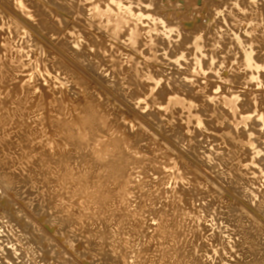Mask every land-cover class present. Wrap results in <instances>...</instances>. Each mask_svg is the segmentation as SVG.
I'll return each instance as SVG.
<instances>
[{
	"label": "rangeland",
	"instance_id": "obj_1",
	"mask_svg": "<svg viewBox=\"0 0 264 264\" xmlns=\"http://www.w3.org/2000/svg\"><path fill=\"white\" fill-rule=\"evenodd\" d=\"M22 1H24V3L23 2L22 3L25 4L24 8L26 9L21 10L20 8L16 6L17 3L21 2V0H0V66L4 68L3 66L4 63L7 62V65L10 63L8 67L13 66L14 68H17L15 71L12 67L13 69L12 71L15 75L16 74L18 75V76L16 75L18 78L14 77V79L16 78L15 81L13 79H7L6 82H8L9 84L12 81L13 83V84L11 83L12 86L11 84L9 86L8 83L7 84L4 83L6 79L1 80L2 78L0 75V78H1L0 79L1 80L0 94L2 96V99L0 97V103L4 101L2 104L4 105L5 103L6 105L8 103L10 107V108L7 107V105L2 107L3 105L0 104L1 105L0 109L4 108L1 110L2 111L4 110L3 113L5 115L7 113L6 108L8 111L7 113L8 115H11L12 112H14L13 106L15 105L10 103L12 102L10 98L12 97L13 92L14 91L16 92V90H18L17 92H20L21 90L23 91L25 90L24 92L21 91L20 93L16 92V94L14 92V94L15 96L17 94L20 95V96L17 95L18 97L16 98H21V95L23 98L24 96L26 98L28 96L27 100L26 101L24 100L25 102L24 101L22 102V105H24L23 106L24 108L28 107L27 109H29V112L28 110L26 112V114L28 113L27 116L29 115V118L26 116H25L26 118H24L25 120L27 119L28 121L27 120L25 121L24 119H22L24 121H22L21 119L19 120L20 123L22 124L21 126L16 118L14 121V117H13V120L9 119L11 121H8V122L13 125L17 124L18 128L22 127L20 131L22 129L24 131L27 129L28 131V129L31 130L33 129V127L36 128V130H38V132L42 134L43 138L41 137L40 134H38L40 136L39 137L37 136V138L33 139L34 140L33 144L35 143L34 147L38 148L39 144H40V147H45V145L47 144L51 145L52 141L50 139H53L52 136H54L55 137L54 139L56 141H58L60 138L62 139V140L60 139L61 141L59 140L60 142L58 141L57 143L58 145H55L56 141H54L53 139L54 145L56 147L58 146L57 149L59 147H60L59 149L67 148V149L72 150V152H74L73 154H75L76 152H79V150L78 149L75 150L76 146H71L72 143L70 142V139L67 138L66 136L67 134L66 130L62 129L61 125L57 122L58 120L63 121L64 119L65 121L69 120L68 122H71L73 117L77 115V118L74 117L73 119L75 120V122L72 121L74 122L75 128H76L78 125L76 119L77 120L79 119L80 116L78 117V114H80V111L82 113L83 103L88 101L89 99L96 100L95 102L97 103V105H100V108L98 109V111L103 110L102 112H100V115H99L101 119L100 121L101 122L106 121V122H103L105 127L102 126L103 123L101 125L102 128L100 130L103 129V131H100L101 133L97 132V133H100L98 134V136L96 134L95 144H94V146L96 147V148L94 147L96 152H99L98 150L100 149L97 147H101L102 149L103 147H107V145L110 144L112 140L121 139V141L124 140V142H122V145L124 146V150H127L126 152L129 153L128 156L130 155V158L135 159V160L133 159L135 161L134 166L133 164H130L133 167L132 166L130 167V165L128 166V169L132 170V171L128 170L129 171L128 173L132 175V176L129 175V177H132L131 184H129L131 187L128 186V189L126 188V191L128 190L129 191L128 192L124 191L125 193L123 192V194L121 195V198L119 197L117 199H111L113 201L111 200L109 201L111 202L109 204L113 203L112 208L117 209L122 214L124 212L129 215L130 214L133 216L135 215V217L132 216L133 218H135V220L139 221L141 219L142 220L141 222L144 224V227L147 226L145 227L146 228L145 233H151V234L155 230H156V234L159 232L160 227H161V223L159 222V219L162 222L161 218H167L166 215L170 216V214L171 215L174 214V212H171V213L169 212V211H172L171 209H173V211L177 210L180 213V215L177 214L176 213L177 211H176L174 215L170 217L168 216V218H170L171 220V222H169L168 220V223L169 224L172 223L174 227L173 226L171 227L172 224L170 225L168 224L165 229V232L169 231L168 232L169 234H167L168 235L167 237L174 236V238L170 237L172 238V240L171 239L170 240L175 246L179 245L178 247L176 246V248L181 249L182 245L186 244L188 241H190V243L192 241V244L193 242L195 244L199 243L198 245L207 244L209 241L212 240V237L213 238L215 237L217 239L216 243H214L213 246H210V244L212 243L209 242L208 243L209 245H207V247L205 248V250H208L207 252L208 255L206 257V259L207 258L208 259L207 260L205 259L207 264H212L213 262L214 264H232L231 262H234V258L231 257V255L229 254L230 253L233 254V252H235L234 253L235 255L236 251L238 250L235 248V246L239 239V236H238L239 228L234 227L235 224L232 221H230L227 217L224 216L226 215L225 212L226 211L228 212V209H229L228 207H230L231 204H233L232 207L240 209V211L244 212V214L247 215V218H249L253 222H256L255 223L256 225L254 224L255 230L257 229V230L264 231V220H263L264 219L263 218L264 209L262 210V208L264 207V203H263L264 193H262L261 195V191L264 190V182H262L264 181V174H263L264 172L262 173L260 171L261 169L264 168V146H262L263 145L262 141L258 139L262 137V135L260 134L261 130L263 131L262 134L264 137V129H263L264 125H260V124H264V120H263L264 119L263 117L264 116V105H263L264 104L263 102L264 101V92H263L264 91V83H263L264 77H262V84L261 83L257 84L256 81H249L248 79L249 72L247 71V68L244 65V60H243L244 49L248 50L250 48H253L254 49L253 55L255 56V59L257 60L259 59L258 60L259 62L263 61L261 64H264V0H22ZM117 1L125 6L131 7V9L134 12L135 16L134 17L132 16L129 19L127 24L125 23L122 25L121 28H119V27L114 26V24H112L111 22L109 23L105 17H98V18L93 17L92 15L93 6L98 5L102 7L103 9H106L107 8L106 6L116 8L115 4ZM25 12H26V15H25ZM41 17L42 18L44 17L45 20L50 22L52 26L51 29L45 27V25L40 23ZM134 29H137L138 31H137L135 41L131 43L130 34L132 30ZM52 60H53V63L51 62ZM46 65H49L50 68L52 67V69H50L51 71L50 73L46 71L45 69ZM61 65H63V67ZM1 67H0V70L2 69ZM69 70L71 71V73L69 72ZM68 72H69V76H67ZM131 74L133 77H130ZM73 75L78 76L77 78H79L80 80H77L76 77H73ZM149 76L151 77L150 79H149ZM66 77H69L71 80L68 78L67 80H65ZM71 77H73V79ZM57 78H60V80ZM16 80H17V83H16ZM133 80L135 81L134 83H133ZM137 80L138 82H136ZM25 83H26V86L24 85ZM27 83L29 85H27ZM3 84H6L7 86ZM22 84H23V88H21ZM83 84L85 85L83 86ZM30 85L31 87H29ZM69 85L71 86L72 90L70 89ZM80 85H82L84 88ZM78 86L81 91L78 89ZM11 88L12 89L14 88L13 89L14 91L12 90V92L10 93L11 97H8L10 95L9 91H11L10 90ZM26 89L30 90L28 92H30V95L32 96L31 99H30L31 96L29 97L28 95L29 93L27 92ZM82 89L84 91H82ZM31 90H33L32 91L33 93L31 92ZM34 90L38 94L37 93L34 94L35 93ZM51 90L52 92L53 91L55 92L52 93ZM57 90L59 91V93ZM64 90L67 91L68 94ZM47 91H50V92H47ZM63 91L65 92V96H64ZM70 91H72L71 94H73L71 96L69 93ZM73 91L75 92L78 91L80 92V94L76 92L77 94L76 95L73 93ZM90 91L92 93H89ZM86 93H88L89 95L92 94L91 95L92 97L95 95L94 97L96 99L94 97L92 98L91 96L89 97L88 94ZM235 93L237 94V96H239L238 97L239 99L241 98V100H239L240 103H242V101L248 102V103L244 102L241 105L242 107L239 105L240 109H238V111L244 110L243 112H245L247 115L250 113L249 115L252 116L253 118V119L251 118L252 121L249 120L250 122H248L246 126L245 125L243 126L242 124H241L242 126L239 125L240 128L238 127L237 130L235 127H234L235 129L233 128V126L235 125L236 119L232 117L233 119L229 118L230 120H228V118H226L227 114H225V112H224L225 116L224 114L218 116V111L220 109H217L218 106L220 108L222 107V105H220L221 104L220 96L222 94L224 95L229 94L230 96H233ZM242 93H245V94H242ZM6 94H8V96ZM254 94H255V97H254ZM59 95L63 98L66 97L68 100V104H71V106L67 105V101H64L66 100V98L63 99ZM74 95H76V97ZM176 95H179L181 97L179 98V101L182 98H184L183 101L181 100L183 103L181 101H180L181 104L177 102L178 98L175 100ZM54 96L55 97L59 96L57 97L58 99L55 98L57 101L53 99ZM67 96H69L71 101L69 100ZM173 96H174V99H172ZM3 97L5 98L3 99ZM51 97L53 100H50ZM6 98L7 100H9V102L6 101ZM169 98L172 100L169 101ZM209 98H213V100ZM185 99H187V103H185L184 105ZM40 100H42V103H44L45 101H48V102L51 101L50 102L52 104L51 106H53V109L55 106V109L53 110L50 107V103L48 102L47 103L49 105L45 102V105H48V108L47 106L45 107V105L42 104ZM190 100H192L195 103V105H193L194 107L192 106V108L188 106V104L191 103ZM27 101H30V102L26 103ZM97 101L99 102V104ZM56 102H59V104H56ZM36 103H38V105ZM200 103L203 105H201ZM204 103H206L205 106L207 107L204 106ZM63 104L65 105L64 108L61 107ZM40 105L43 106L42 108L45 107L43 109L45 112H43ZM66 105L70 107H66ZM101 105L103 106L101 107ZM190 105H192V103ZM200 106H203V107H200ZM77 107H80L79 110L80 109L81 110L76 111L78 109ZM246 107L248 111H246L247 110L245 109ZM65 108H68V109L71 108V111L68 109L66 110ZM202 109H203V112L201 111ZM204 109L207 111L205 112ZM35 110H37L36 111L37 113L36 112L33 113ZM41 110L43 113H39L41 112ZM65 110L67 111L68 115L66 114ZM73 110L75 111V113ZM2 111L0 112L2 113ZM56 112L57 113L60 112L58 114L59 115L62 114L61 117ZM70 112H71V115H69ZM72 113L73 115L76 113L77 114L72 116ZM210 113H214L215 116H211ZM262 113H263V116H262ZM47 114L48 116H52V117L50 118L48 116L46 117ZM196 115L204 119L202 121L203 123L201 124L202 126H199L196 123V119L198 120L199 118V117L197 118ZM53 116L54 117L57 116V119L56 117L54 118ZM68 116H72V117L68 118ZM82 116L83 114L81 115V117ZM102 116L105 119L101 118ZM222 116H224L225 118L223 117L222 119ZM228 116L231 117L232 115H230L229 113ZM44 117L46 118L43 119ZM59 117L60 119H58ZM255 117L256 118L258 117V118L255 119ZM47 118L49 120L51 119L52 122L47 120ZM210 118L213 120L211 121ZM217 118L219 119L218 120L219 122L221 121L220 119H222L224 124L222 123V121H221V124L223 125L224 129L226 128V131L227 130L228 131L232 130V131H229V132L227 131L226 133H224L225 130L222 129L223 130V134H222L221 133L222 131L219 130L221 129V124L217 120H215L214 122V119H217ZM34 119H36V121ZM261 120L263 122H261ZM40 121L43 123L42 125L40 124L41 123ZM216 121L218 122L217 124H219L220 127L215 126L217 125ZM226 121H227V125H228V122L230 121L229 125L231 126L229 125L224 126L226 124ZM15 122H18L19 124ZM26 122H29L30 124L26 125ZM35 122L37 123V126ZM9 123H7L8 129H11V130L13 129V131L15 130L19 131V129L14 130V128L16 127H14L13 125H10ZM212 123L214 124V126H211ZM250 123H253V124H250ZM38 124L40 125V127L38 126ZM54 125H56V127H59L57 128L58 132L56 131V129H54L56 128ZM23 126L24 128L25 127L26 128L24 129ZM27 126L29 128H27ZM227 127L229 129H227ZM217 128H218V131L217 130L215 131V129ZM51 129L52 131H50ZM53 129L55 130V132L53 131ZM76 129L80 131L81 128H79L78 126ZM83 129L84 127L82 128L80 132L83 133L81 134V136L84 135L83 137H85V134H84L85 132H83L85 131V129L84 130ZM257 129L258 130L261 129V130L258 131ZM64 130L66 133L63 132ZM234 130H236V132ZM256 130L258 133L255 132ZM241 131L243 134L240 133ZM51 132H54L57 137L58 135H61L60 132L62 133V135L59 136V138H57L55 134ZM80 132H78V134H80ZM233 132H235V134L237 133V135L234 136ZM238 132L240 136L238 135ZM218 133L219 135L221 133L220 135L221 137L222 135H225V134L226 135L229 134L228 136L229 137L232 136L233 138L238 136L240 137L239 138L240 141L244 139L242 136H244L247 139L248 138L254 139V136H255L254 140L257 139L256 144H258L260 148L262 147V151H260V153H255L253 152L254 150L250 151V150L244 149L242 153L239 154L241 157H243V155L245 154L243 159L245 160L247 158L248 161L247 159L245 160L247 161V163L252 161L253 160L252 158H255L254 161L256 160V162H258V164H256V162H254V164L249 163L250 165H254L253 167H256L255 169H257V171L253 167L251 168L254 169L255 171L250 170V169L245 170L248 173L250 170L249 177L250 176L253 177V178L250 177L251 180H249V182L252 181V183H249L248 181H247L248 183H246V187L251 188L249 189L245 187L246 188L245 190H247L246 193H248L249 196L253 195L255 198L249 197L248 195H246V193L241 192V194H245L243 195V198H244L243 199L240 194V191L237 188H235L234 185L232 187V184L230 185L229 182L227 183L226 178L229 175L228 170H230V172L233 170L232 166L230 165L231 164L234 165V163H236V159L233 160V162L231 163V160L226 159L227 157L226 158L223 157L225 156L224 154L222 156L220 155L228 151L227 149L228 146H226L225 144L224 146H226L227 148L223 147L224 139H221L219 135L218 136L220 139H218L217 138ZM251 133L252 134L254 133V134L250 136ZM64 134L66 136L65 140H63ZM257 134L260 135V137L257 136ZM38 139L40 141H38ZM96 139H98L99 142H101L100 140L102 141L104 140L103 142L105 143L102 142L101 144H99L97 142L98 140ZM68 140H69V144L67 143ZM48 141H51V142L49 143ZM258 141H260V144ZM102 144H103V147L101 146ZM69 145H70V148H69ZM97 145H100V146H97ZM219 145L220 147H222V149L219 147ZM123 146H122V149H123ZM216 147L219 150L216 149ZM223 148L226 149V152H222V151H225ZM28 149L29 151H27ZM28 149H26L25 152L29 153L30 149L32 148H28ZM220 149H221V152H220ZM129 150L131 151V153ZM218 152L220 153L219 155H217ZM121 153L123 152L121 151ZM252 153L254 154L252 155ZM227 155L229 156V154ZM246 155L248 157H246ZM254 155L256 157H254ZM94 156H98V154L97 155L95 154ZM212 156H214L215 158ZM26 157L22 155V158H26ZM218 157L221 158L222 160H220ZM240 159L241 161H243L242 158ZM16 160H14V163L13 161L12 163L9 162L10 164H8L6 169L0 170V171H2V173L8 172V171L15 172L16 169L19 167L21 168V170H25L23 169V167L25 166H23L22 162L20 160L18 161V159ZM142 160L145 161V163ZM217 160H220V162H218L219 163L218 167L219 166L220 167L219 168L215 167L216 168L215 169L214 166H216ZM78 161L80 162L81 160H78ZM229 161H230V165H229ZM74 162H72L74 164L71 163V168L76 166V168L74 167L75 171H73V174L76 177L77 175L79 176L80 174L81 170H78L80 169L78 168V165L81 166V164H78L79 162L77 163L75 160ZM136 162L138 166H136ZM221 162H224V163L220 165ZM153 163L156 165L155 168L153 167L154 166ZM225 163L229 165L228 167H231L229 169L227 168L228 174H226L227 172L223 173V171H226L225 167H227ZM212 164H214V166H212ZM258 165H260L261 167L263 166V167L261 168ZM223 167L225 169H222ZM218 169L222 171L216 172V170ZM21 170H18L16 172H19ZM184 170H187V174L185 173L186 171ZM75 173H77V175ZM195 175L197 178L195 177ZM60 176L61 174L59 173H55V176H51V178H49V176L47 175L46 178L47 179L49 178L48 179L49 181L45 180L46 182H48V184L46 185H41V183L39 182V186H37L38 183H36V180L34 179L35 176H30V175L28 176L29 178L27 177L26 182L24 184L23 183L16 184V185L10 184V186L11 185L13 186V187L11 186L12 189L8 185L7 191L11 190L12 192H14L12 193L11 191H9V193L12 196L11 200L14 201L13 209L17 210V208H19L20 211L22 212V215L23 213H25L22 216V218L27 216L26 218H23V219L21 218L22 219L21 221L19 219L20 218L19 215H18V218L16 217V215H13L16 212L13 211L11 206H8L9 209L7 208V206L3 207L2 201H4V198L0 194V203H1L0 204V209H1L0 210V216H1L0 222L3 221L0 223L1 224L0 225V244L3 243L2 246L0 245L2 248L0 249V253L2 255L0 256V260H2V262L6 261L4 260L3 256H5L6 253H8V250L9 252H13V249L17 248V246L20 245L19 243L20 241L18 239L21 238L20 240H22V237H23V240L25 242L26 240H29L28 238L30 239L32 238L31 240H35L36 238L35 235L37 234V231L39 232V227H36V226L40 225L41 223L42 224L45 223L44 221L50 218V220L56 219V220H53L57 224L55 226L56 227L55 230L59 232L58 235L56 236V234H54L55 232L53 233L52 231L53 238L56 237V240L58 241L61 239L60 242L57 243L58 244L57 251L63 253L61 254L62 257H64L65 259L68 258L70 262L73 260L70 264H84V262L86 263L90 262L89 264H93V263L94 264H101V263L107 264L108 262H109L108 264L112 263V261L110 260H105L106 257L103 256V252L105 251L103 244L99 243L98 240H96L98 241V243L96 241H93L94 238L93 239L91 238L92 240L90 239L91 235L93 236L100 235L99 233L98 234L96 233V232H99V230L98 229L95 230V228H93L94 225H92V227L89 225V222H90L89 218H91L89 216L91 215L94 216L90 212L93 211V213H95L97 212V210L99 211L102 207V206L100 207L99 203L98 204L96 203L97 201H96V198H94L95 197L94 191H92V188H87V190L84 189L85 191H83V193H85V196H83L84 194L82 195V193L80 194L81 196L79 194L73 196L71 195V189L73 188L72 185L74 183L75 178L74 179L72 178L71 180V178H69L71 177V174L70 176L66 177L64 179L66 181L65 186L69 184L68 186H70L71 188L68 186H66L67 188H64L65 186H62L64 185L63 184L64 180L60 179ZM183 177H185V179H183ZM255 177H257V180ZM195 178L196 179L200 178V179L197 180L196 182ZM29 179H31V181H29ZM192 179H194L193 182H190L192 181ZM32 181H34L35 183L34 182L32 183ZM188 181L190 184H188ZM198 181H201L204 184L202 183V186H200L201 182H199L200 183L199 184ZM192 183H195V184L198 183L197 187L198 186L199 187L197 188L195 184H194L195 186H193ZM47 185L48 187L53 188V190L57 192H54L52 190L53 193L51 191V194H50L49 193L50 191L47 190L50 188L45 187ZM204 185H206L205 186L206 190L207 189L209 190L211 187L210 191L212 195H214L215 197L214 205H212L213 199H211V197L213 198V196L211 195L210 191L208 192V190L206 191V190L199 189L200 187L204 189ZM207 185L209 186L207 187ZM40 186L42 187L44 186L42 188L43 190L40 189ZM30 187H33V188H30ZM36 187H38V189ZM59 187H62L64 189L62 190V188L60 189ZM44 188H45V191H44ZM213 188L214 190L215 189L216 190L214 191ZM67 189H69L68 190L70 191L69 193ZM198 190H199V193L196 199V194ZM200 190H201V193L203 192L202 193L203 196H201L202 194L200 193ZM17 191H18V194H17ZM46 191H47V194L45 193ZM179 191L182 192V194H179L180 197L178 195ZM193 191L194 192L196 191V193H194ZM235 191H237L239 194ZM190 192H191V195H190ZM252 192L255 194H252ZM208 193L210 194L209 197L211 196L210 198H208ZM256 193L258 194L256 195ZM215 194L216 196H218L217 194H219L220 196L216 197ZM38 195H39V198H38ZM55 195L56 196L58 195L59 197H56ZM185 195H186V198L183 197ZM189 195L193 199L190 198ZM51 196H54L52 197L51 200L54 199L53 202L54 203L56 202L55 204L52 203L50 199H49L50 201L48 200L50 203H47L48 201L46 202V200L48 198H51ZM77 196H80V197L83 196L82 200L79 199L80 197H77ZM204 196H206L207 198ZM182 197L184 200L186 199L187 202L189 203L191 200V205L189 204L190 207H188V204H186L187 202L184 203L186 200L185 201L182 200L181 199ZM194 197L196 201H194ZM57 198H59L58 202H57L58 200ZM216 198L217 199L220 198L219 200L221 201V203L220 202L216 203V200H217ZM240 198L241 200H238ZM40 199L41 200L44 199L43 200L44 202L39 201ZM85 199H87L88 202ZM204 199H206L207 201L206 200L204 201ZM179 200L181 201L179 202ZM209 200H212V202L211 201L209 202ZM246 200L247 201L250 200L248 201V204H246L247 203ZM57 203L60 205V208L63 207L62 210H60L58 207L57 208L54 207L55 205L58 206ZM83 203L86 205L88 204L87 206L85 205L86 208L83 205ZM176 203L177 204L179 203V204L176 205ZM222 203H224V206H227V207H224ZM258 203H260L261 205ZM47 204H52V205L48 206ZM174 204L176 208L174 207ZM215 204L216 205L219 204L220 206L219 205L216 206ZM68 205L69 207H67ZM179 205L181 206L180 208H179ZM204 205L210 206L208 207L209 211L207 210V207H205ZM44 206L45 207L47 206V207L45 208ZM51 207L55 211L51 210ZM87 207H90L89 212H88L89 209ZM240 207L244 208L245 211ZM252 207L254 208L255 211L258 210L259 212L260 210V212L263 215H260L261 214L260 212L259 213H257V211L254 212ZM163 208H165L166 210H164ZM167 208L168 209L170 208V210H167ZM186 208H189V210L188 209L186 210ZM192 208L196 212H194ZM224 208L227 210H225ZM248 208L250 209L248 210ZM40 209H42L44 212H42V210ZM56 209H58V213L64 210L66 214H64L63 212L58 214L56 212L57 211ZM150 209H152V211L154 212L156 210L157 212H155V214L158 213V215H154V212L150 211ZM190 209L192 210L193 213L191 212ZM6 210L8 212H4ZM84 210H87L89 215L88 213L86 214ZM162 210L164 211V213H167V214H164ZM223 210H225V212ZM79 211H82V212H79ZM83 211L85 212V214L83 213ZM160 211L162 212V214H164L163 216L165 217L161 216L162 214L159 215ZM180 211L184 212L183 216L185 217V220H184V217L181 215L182 212ZM10 212L13 216L10 215ZM54 212H55L54 215L51 214ZM72 212L74 213V216ZM76 212H78L79 215L78 213L76 214ZM221 212L222 213L224 212L223 213L224 215H222ZM70 213L72 214V216H70L71 215ZM217 213L218 214L221 213L219 214L220 216ZM18 214H21V213H18ZM62 214L63 216L69 215L68 217H71V222L73 221L72 219L76 215H77L76 216L77 218L78 216L79 217L83 216L82 219L74 218L76 224L77 222L78 224L80 223V229H82L81 227L84 226V225H81V223L86 225L85 227H83L84 230H80V233L82 231L81 233L82 235L79 233L78 225H76L75 223L73 224L69 223L70 218H68L69 220L68 219L66 220V217H63ZM151 214H153L155 217ZM187 214H190V215H187ZM250 214L252 216H249ZM9 215H10V219L7 222L6 219L9 218ZM48 215H53V217L51 218V216H48ZM157 216H160L161 218L160 217L157 218ZM179 216H182V217H179ZM223 216L225 219H223ZM2 217L4 219H2ZM32 217H34L33 218L34 221H31ZM57 217L60 219V221L59 219H57ZM41 218L44 220L42 221ZM178 218L179 219L181 218V220H179ZM226 218L228 219L227 221H226ZM26 220L29 222L26 223ZM182 220L184 223L182 222ZM224 221H226L227 223ZM23 223L24 224L26 223L27 225H29V227H27L26 224L24 225ZM232 223H233V226L230 227ZM179 224H181V226ZM66 225H69V226H66ZM157 225H159V228ZM176 225H179L180 227L177 226L175 229ZM182 225H184L185 227ZM155 226L158 229L154 228ZM46 227H48V225ZM167 227H169L170 229L168 228L167 230ZM182 227L184 228L181 230ZM50 228L52 227L50 226ZM178 228H179V231H175V230H178ZM92 229H94L93 231L96 234L94 232H91V234L89 235L88 232L90 233ZM173 229H175L174 231L176 233H174ZM171 230L173 232H171ZM75 231L78 234H80V236ZM185 231L186 233L188 231V233H191V234L190 235L188 233L186 234ZM8 232H11V233H8ZM192 233H194L193 234L194 237H192ZM230 233L232 234L233 237L230 236L231 235ZM86 235H88L87 236L88 238H86ZM176 235L178 237H176ZM11 236L13 239L10 238ZM165 236H166V233H165ZM180 236H182V238H179ZM184 236H186L188 239H189V236H191L194 241L192 240L191 237H190V240H188L187 238H184ZM14 237H16L15 240H14ZM25 237L26 238L28 237V238L26 239ZM67 237H69L71 241L74 242V244L73 242H70V239L69 241L67 240L70 243V245L68 242H67L68 244H65ZM164 237L163 239L157 238L155 240V243H157L160 240L156 244L157 248L159 247L158 245H162L163 247V246H166V244L168 243L167 241L169 240V238L166 239V237L165 238ZM220 237H222L223 241H225L224 243L222 242V239ZM176 238L179 239V242L178 240L176 241ZM63 239L65 240V243H63L64 241H62ZM180 239H183L181 241L183 244L181 243V245H180ZM90 240L94 242L93 244H95V242L97 243L95 247L92 244L91 246L89 245ZM163 240L165 241L162 242ZM200 240L202 243L200 242ZM205 240L206 241L208 240V241L206 242ZM85 241H86V244H84ZM171 241L169 243H171ZM61 242L62 244L60 245ZM177 242L178 244H175ZM140 243L139 245L135 244L134 245L135 247L133 246L134 249L133 247L131 248L132 250L130 249L131 251H133V253H131L133 255L130 254L127 257L129 260L131 259V261L127 259L129 263L136 264V260L140 258L139 257L140 253L138 252L134 253L136 252L135 251L136 249H139ZM217 243L219 244L221 243L220 245L222 247H220V245H218ZM226 243L228 244V247H226L227 245ZM63 244L65 246L66 245L70 246V247L66 246L67 249H70L73 245V249L72 248L70 249V251L73 250V252L70 254L69 250L66 251V247ZM222 244L224 245L225 249H227L228 251L230 250V253L227 250L223 249ZM33 245H34L33 246L34 251L30 252V255L34 254L33 256H35V259L33 256L32 258L30 255L28 256L29 258L28 257L24 258L26 255L23 256L22 251H17L18 253L16 252V254H14L13 256H14V260L17 257H19V260L17 258L15 260L16 261L15 263L18 262L17 264L19 263L22 264L24 262L31 261L32 264L33 263L35 264L38 260L36 264L38 263L41 264L45 259L47 260V262L44 261L45 263L43 262L42 264H56L53 260H50L45 255H43V252H42L43 245H38L37 243ZM88 245H89V248H91L90 250L87 248ZM229 245L233 246L234 248L231 249L232 247H230ZM10 246L11 247L13 246L14 248H11ZM39 247H41V250L39 249ZM96 247L99 251L96 250ZM74 248L75 249L77 248L76 250L78 252L74 250ZM4 249L6 251H4ZM85 249H88V252L89 251L91 252L89 253L90 257L88 254L85 255V253H87L85 252L86 251ZM220 249H222L224 252H222ZM83 250H85L84 251L85 253L83 252ZM219 250L220 252L216 253V251H219ZM80 251H82V253L78 254L80 253ZM96 251L98 252L96 253ZM197 252L198 251H195L194 253L196 256H198ZM227 252L228 254H226ZM18 254L21 256H19ZM92 254H95V256L97 255L96 256L97 258L94 257ZM100 254L101 256H103V259L101 256H99ZM134 254H138V255H135V259H134ZM199 254H202V252ZM15 255H17V257ZM79 255L82 258L81 260L79 259L80 257ZM136 256L138 257V259H136ZM219 256L224 261L219 259ZM228 256L229 258H227ZM235 256L238 258L239 255L236 254ZM32 259H34L35 261ZM210 259H212L213 262H211ZM82 260L83 261L85 260V261L83 262ZM140 260L142 259H139L137 263H140ZM144 261L145 260L143 259V262L142 261L141 262L145 264L146 261L145 262ZM149 261L150 262H148V264L149 263L152 264V261L150 259ZM2 262L0 261V264ZM120 262L118 264H120Z\"/></svg>",
	"mask_w": 264,
	"mask_h": 264
},
{
	"label": "bare ground",
	"instance_id": "obj_2",
	"mask_svg": "<svg viewBox=\"0 0 264 264\" xmlns=\"http://www.w3.org/2000/svg\"><path fill=\"white\" fill-rule=\"evenodd\" d=\"M24 3V1H22L21 0V2H19V3H17L16 4V6L18 7V8H20L21 10L22 9H26V8H24L25 6V4H23ZM116 6V8H112V7H109V6H106L107 8L106 9H103L102 7H100V6H93V10H92V15H93V17H95V18H98V17H105L106 18V20L110 23H112V24H114V26H116V27H119V28H121L122 27V25L123 24H127L128 23V21H129V19L133 16H135L134 15V12H133V10L131 9V7H128V6H125V5H123V4H121L120 2H116V4H115ZM238 6V5H237ZM27 7V6H26ZM115 9V10H114ZM23 13V12H22ZM25 15H26V12H25ZM31 17V16H30ZM40 23H42L43 25H45V27H47V28H50L51 29V24H50V22L49 21H47V20H45L44 19V17L42 18L41 17V19H40ZM166 27V26H165ZM137 29H134V30H132V32H131V34H130V41H131V43H133L134 41H135V38H136V35H137ZM165 37V36H164ZM253 48H250V49H244V52H243V60H244V65L246 66V68H247V71L249 72V74H248V79H249V81H256L257 82V84H259V83H261L262 84V77H264V64H261L262 62H259L257 59H255V56L253 55ZM261 59V58H260ZM261 61V60H260ZM52 63H53V60L51 61ZM55 62V61H54ZM51 64V63H50ZM49 64V65H50ZM63 64V63H62ZM10 65V63L7 65V62L6 63H4V68H2L1 66V70H0V75H1V80H5V82L4 83H8V82H6L7 81V79H13L14 81H15V79H14V77H17L14 73H13V69L16 71V69L17 68H14L13 66H10V67H8ZM49 65H46L45 66V69H46V71L48 72V73H50L51 71H50V69H52V67L50 68V66ZM54 65V64H53ZM62 67H63V65H61ZM65 66H66V64H65ZM12 67H13V69H12ZM54 67V66H53ZM56 67V66H55ZM10 68H11V70H10ZM54 69H56V68H54ZM59 70V69H58ZM14 71V72H15ZM53 71V70H52ZM57 71V70H56ZM63 71V70H62ZM69 72L71 73V71L69 70ZM69 72H68V74H67V76H69ZM260 72H261V74H260ZM262 73H263V75H262ZM64 74V73H63ZM60 76V75H59ZM64 76V75H63ZM73 77H76V79L77 80H80L79 78H77L78 76H74L73 75ZM73 77H71L72 79H73ZM130 77H133L132 76V74H131V76ZM18 78V77H17ZM67 78L68 79H70L69 77H66V79L65 80H67ZM151 77L149 76V79H150ZM57 79H59L60 80V78H57ZM63 79V80H64ZM75 79V78H74ZM75 79V80H76ZM153 79V78H152ZM264 79V78H263ZM1 80H0V82H1ZM71 80V79H70ZM134 80H135V78H134ZM133 80V83L135 82ZM13 81V82H14ZM72 82H73V80H72ZM136 82H138V80L136 81ZM12 83V81L10 82V84ZM16 83H17V80H16ZM68 83H69V81H68ZM81 83V82H80ZM264 83V82H263ZM6 84H3V85H5V86H7ZM10 84L8 83V85L10 86ZM13 84V83H12ZM12 84H11V86H12ZM17 85V84H16ZM25 86H26V83L24 84ZM27 85H29L28 83H27ZM78 85H79V83H78ZM85 84H83V86H84ZM140 85V84H139ZM138 85V86H139ZM256 85V84H255ZM9 86H8V88H9ZM22 87L21 88H23V84L21 85ZM70 86V85H69ZM77 86V85H76ZM80 86H82V85H80ZM82 86V87H83ZM29 87H31V85L29 86ZM81 87V88H82ZM15 88H16V86H15ZM26 88V87H25ZM28 88V87H27ZM75 88H77V87H75ZM84 88V87H83ZM14 89V88H13ZM12 88L10 89L11 91H9V94L12 92V90H13ZM17 89H19V88H17ZM32 89V88H31ZM70 89H71V86H70ZM78 89L80 90V88H79V86H78ZM16 90V89H15ZM27 90V92L28 91H30V90H28V89H26ZM72 90V89H71ZM88 90V89H87ZM14 91V90H13ZM18 90H16V92H17ZM22 92H24L23 90H21ZM20 91V92H21ZM33 90H31V92H32ZM58 91V90H57ZM65 91V90H64ZM63 91V92H64ZM69 91V90H68ZM81 91V90H80ZM82 91H84L83 89H82ZM263 91V90H262ZM15 92V91H14ZM14 92H13V95H12V97L13 96H15V94H16V92H15V94H14ZM20 92H17V93H20ZM34 92H35V90H34ZM47 92H50V91H47ZM47 92H46V94H47ZM51 92H52V90H51ZM53 92H55V91H53ZM52 92V93H53ZM65 92H67V91H65ZM65 92H64V96H65ZM76 92H78V91H76ZM76 92L75 91H73V93L74 94H76ZM241 92V91H240ZM264 92V91H263ZM7 93V92H6ZM29 94V97L31 96L30 95V92H28ZM33 93V92H32ZM37 92H35L34 94H36ZM58 93H59V91H58ZM61 93V92H60ZM70 93V96L71 95H73V94H71L72 93V91H70L69 92ZM89 93H92L91 91L89 92ZM162 93V92H161ZM239 93V92H238ZM247 93V92H246ZM253 93V92H252ZM259 93H261V92H259ZM23 94V93H22ZM38 94V93H37ZM41 94V93H40ZM56 94H57V92H56ZM67 94H68V92H67ZM78 94H80V92H78ZM86 94H88V93H86ZM85 94V95H86ZM242 94H245V93H242ZM3 95V94H2ZM7 96H8V94H6ZM18 96H20L19 94H17ZM15 96V97H11V94L8 96V97H11L10 99H11V101L12 102H10V103H12L13 105H15V106H13L14 108V112H12V110H11V112H12V114H11V112H10V114L11 115H8L7 113H8V111H7V108H6V115L3 113V111L1 110V109H4V108H1L0 109V111H2V116H1V114H0V170H5L6 169V167L8 166V164H10V163H12V161H13V163H14V160H16V159H18V161L20 160L21 162H22V164H23V166H25V167H23V169H25V170H21V168L19 167V168H17L16 169V171H18V170H21V171H19V172H12V171H8V172H3L2 173V171H0V194L3 196V198H4V201H2L3 202V207L5 206H7V208H8V206H11L12 207V209H13V207H14V201L13 200H11V194L9 193V191H11V190H9V191H7V187H8V185L10 186V184H20V183H25L26 182V179H27V177L30 175V176H35L34 177V179L36 180V183H38L37 184V186H39V182L41 183V185H46V184H48V182H46L49 178H51V176H55V173H59V174H61V176H60V179H65L66 177H68V176H70V174H71V177H69V178H71V180H72V178L74 179V183H73V188L71 189V195H73V196H75V195H80L81 193H82V195L83 196H85V193H83V191H85V190H87V188H92V191H94V195H95V197L94 198H96V203L98 204L99 203V205H100V207H101V209L98 211L97 210V212H95V213H93V211L92 212H90V213H92L94 216H89V217H91V218H89V225L92 227V225H94L93 226V228H95V230H99V232H96L97 234L99 233L100 235L99 236H93V235H91V237H90V239L92 238H94V240L93 241H96V240H98L99 241V243H102L103 244V247L105 248V251L103 252V256L104 257H106V259L105 260H110V261H112V263L111 264H118L120 261V264H134V263H129L128 261H127V257L131 254V253H133V251H131L132 249V247L135 245V244H138L139 245V243H140V246H139V249H136L135 251L136 252H134V253H140V258L139 259H142V260H140V263L141 264H143L142 262H143V259L146 261V263L145 264H148V262H150L149 261V259L152 261V264H207V262H206V260L208 259H206V257H207V252H208V250H205V248L207 247V245H209L208 243L209 242H211L212 244H210V246H213V244L214 243H216V238L214 237H212V240L211 241H209L207 244H200V245H198V244H195L194 242H193V244H195V245H193L192 244V241H191V243H190V241H188L186 244H183L181 241L183 240V239H180V245H181V243L183 244L182 245V247H181V249H178V248H176V246L172 243V238H174V236H170V237H172V238H170V237H167L168 235L167 234H169L168 232L169 231H167L168 230V228L170 227H167V232H165V229H166V226L169 224L168 223V220H169V222H171V220H170V218H168V216L169 215H166L167 216V218H161L160 216H157V218L158 217H160L161 219H162V222L160 221V219H159V222L161 223V227H160V230H159V232L156 234V230L154 231L155 232V234H154V232L151 234V233H145V231H146V228L145 227H147V226H145L144 227V224L141 222L142 220L140 219V218H138V219H140L139 221H137V220H135V218H133V217H135V215L133 216V215H129V214H126V213H124L123 212V214L121 213V212H119L117 209H113L112 208V204H109V203H111V202H109L111 199H117V198H121V195L123 194V192L124 191H126V188L128 189V186H130L129 184H131V179H132V177H129V175H131V174H129L128 172V170H130V171H132L131 169H128V166L130 165V164H133V166H134V164H135V159L134 158H130V155L128 156V154L129 153H127L126 151L127 150H124V146L122 145V142H124V140L123 141H121V139L119 140H117V139H114V140H112L111 142H110V144H108L107 145V147H103V144L101 145L103 148L101 149V147H97V148H100L98 151L99 152H96V150H95V146H94V144H95V138H96V134H97V136H98V134H100L101 132L100 131H103V129L102 130H100L102 127H101V125H102V123L103 122H106V121H100L101 119H100V112H102L103 110H101V111H98V109L100 108V105H97V103L95 102L96 100H88V101H86V102H84L83 103V105H82V107H83V110H82V113H81V109L79 110V108L81 107L80 105V107H77L78 109L76 110V109H74V110H76V111H80V114H78V117L80 116L81 117V115L83 114V116L80 118L79 117V119L77 120L76 118H77V113L76 114H74V115H76V116H74L73 115V113H72V116H74V117H76L75 119H76V121H77V123H78V125H77V127L79 126V128H81L80 129V131L82 130V128L84 127V129H85V131H83V132H85L84 134H85V137H83L84 135H82L81 136V134H83L82 132H80V131H78L76 128H75V124H74V122H75V120H73L74 119V117H73V119H72V121H74V122H68L67 120L65 121V119L63 120V121H59L58 120V122L57 123H59L60 125H61V127H62V129H65L66 130V132H67V134H66V136H67V138H69L70 139V142L72 143V145L71 146H76L75 148V150H79V152H76L75 154H73L74 152H72V150H70V149H67V148H64V146L66 145H64L63 146V148L64 149H57V147L55 146V145H58L57 143H58V141L61 139H59L58 141H56L54 138V136H52L53 137V139H54V141H56V144L54 145V141H53V139H50L51 141H52V143H51V145H49V144H47V145H45V147H40V144H39V147L37 148V147H34L35 145V143L33 144V139L34 138H37V136L39 137L40 135H41V137L43 138V136H42V134H40V132H38V130H36V128H34L33 127V129H31V130H29L28 129V131H27V129L24 131L23 129L20 131V129L22 128H18V125L17 124H10L8 121H11V120H9V119H12L13 120V117H14V121H15V118L18 120V122L20 123V119L22 120V119H24V118H26V117H28L29 118V115L27 116V114H26V112H27V110H28V112H29V109H27V108H24L23 106L24 105H22V102L25 100H27V98H28V96H27V94H26V96H27V98L24 96V98L22 97V95H21V98H16V97H18V96ZM24 95H25V93H24ZM43 95V94H42ZM54 95V94H53ZM77 95V94H76ZM76 95H74L75 97H76ZM92 95V94H91ZM91 95H89L88 94V96L90 97ZM94 95V94H93ZM232 95V94H231ZM261 95V94H260ZM4 96V95H3ZM6 96V97H7ZM41 96V95H40ZM39 96V97H40ZM60 96V95H59ZM59 96H54L53 97V99H58L57 97H59ZM84 96V95H83ZM88 96H86V97H88ZM95 96V95H94ZM93 96V97H94ZM179 95H176V98H175V100L178 98V101L177 102H179L180 104H181V102L183 101V99L184 98H182L180 101H179V98H181L180 96L178 97ZM246 96V95H245ZM244 96V97H245ZM0 97H1V99H2V96H1V94H0ZM36 97V96H35ZM34 97V98H35ZM38 97V98H39ZM45 97V96H44ZM43 97V98H44ZM61 97V96H60ZM68 98H69V96H67ZM82 97V96H81ZM85 97V98H86ZM92 97V96H91ZM92 97V98H93ZM239 96H237V94L235 93L233 96H230L229 94H222L221 96H220V105H222V107L220 108L219 106H218V108L217 109H220L219 111H218V116H220V115H222V114H224V112H225V114H227L226 115V118H228V120H230V119H233L232 117H234V119H236V121H235V125L233 126V128L235 127L236 128V130H237V128L239 127V125L240 126H246L247 125V123L248 122H250L249 120H251V118H252V116H250L249 114L247 115L245 112H243L242 110L241 111H238V109H240L239 108V105L241 106L244 102H246V101H242V103H240V101L239 100H241V98L239 99L238 98ZM241 97V96H240ZM248 97V96H247ZM254 97H255V94H254ZM259 97V96H258ZM5 97H3V99H4ZM26 98V99H25ZM32 98V96L30 97V99ZM61 98H63V97H61ZM66 98V97H65ZM65 98H63V99H65ZM83 98V97H82ZM81 98V99H82ZM95 98V97H94ZM246 98V97H245ZM253 98V97H252ZM40 99V98H39ZM47 99V98H46ZM52 99V97H51V99L50 100H53ZM55 99V100H56ZM88 99V98H87ZM86 99V100H87ZM96 99V98H95ZM172 99H174V96H173V98ZM172 99H170L169 98V101L170 100H172ZM209 99H211V100H213V98H209ZM257 99H259V98H257ZM36 100V99H35ZM43 100V99H42ZM42 100H40L41 101V103H42ZM49 100V99H48ZM60 100V99H59ZM69 100H70V98H69ZM84 100V99H83ZM140 100H142V99H140ZM174 100V101H175ZM248 100V99H247ZM6 101H8L9 102V100H7V98H6ZM5 101V102H6ZM24 101V102H25ZM32 101V100H31ZM34 101V100H33ZM57 101V100H56ZM61 101V100H60ZM64 101H67V105H70L71 106V104H68V100H67V98H66V100H64ZM71 101V100H70ZM144 101V100H143ZM191 101V103H192V105H190V104H188V106L189 107H191L192 108V106L193 105H195V103L192 101V100H190ZM189 101V102H190ZM249 101V100H248ZM257 101V100H256ZM255 101V102H256ZM262 101V100H261ZM4 102V101H3ZM2 102V103H3ZM30 101H27L26 103H29ZM46 103L48 102V101H45ZM45 102L44 103H42V104H44L45 105ZM51 102V101H50ZM50 102H48V103H50ZM63 102V101H62ZM62 102H61V104H62ZM98 102V101H97ZM102 102V101H101ZM176 102V101H175ZM188 102V103H189ZM264 102V101H263ZM2 103H0V104H2ZM9 103V104H10ZM34 103V102H33ZM40 103V102H39ZM47 103V104H48ZM80 103V102H79ZM174 103V102H173ZM183 103V102H182ZM185 103H187V99H185V102H184V105H185ZM211 103V102H210ZM246 103H248V102H246ZM252 103V102H251ZM11 104V105H12ZM24 104V103H23ZM37 105H38V103H36ZM56 104H59V102H56ZM65 104V103H64ZM62 105L61 107H63L64 108V106L65 105ZM78 104V103H77ZM98 104H99V102H98ZM104 104V103H103ZM170 104V103H169ZM201 104V103H200ZM205 104L206 103H204V106H205ZM250 104V103H249ZM249 104H247V105H249ZM257 104H258V102H257ZM3 105V104H2ZM7 105V107H9V105H8V103L6 104ZM5 105V103H4V105L2 106V107H4V106H6ZM10 105V106H11ZM29 105V104H28ZM34 105V104H33ZM49 105V104H48ZM48 105H45V107L47 106V108H48ZM52 104L50 103V107L53 109V106H51ZM54 105H55V103H54ZM66 105V107H70V106H67ZM171 105V104H170ZM201 105H203V104H201ZM219 105V104H218ZM254 105V104H253ZM256 105V104H255ZM264 105V104H263ZM27 106V105H26ZM25 106V107H26ZM41 106V105H40ZM39 106V107H40ZM103 105H101V107H102ZM161 106V105H160ZM199 106V105H198ZM251 106V105H250ZM0 107H1V105H0ZM34 107V106H33ZM43 106H41V108H42ZM44 107V108H45ZM59 107V106H58ZM194 107V106H193ZM196 107V106H195ZM200 107H203V106H200ZM205 107H207V106H205ZM204 107V108H205ZM242 107V106H241ZM255 107V106H254ZM253 107V108H254ZM10 108V107H9ZM36 108V107H35ZM44 108H42V110L44 109ZM248 108H250V107H248ZM263 108V107H262ZM11 109H12V107H11ZM32 109V108H31ZM38 109V108H37ZM54 109H55V106H54ZM53 109V110H54ZM58 109V108H57ZM57 109H56V111H57ZM66 110L68 109V108H65ZM104 109V108H103ZM199 109V108H198ZM215 109H216V107H215ZM217 109H216V111H217ZM245 109H247V107L245 108ZM255 109V108H254ZM33 110V109H32ZM32 110H31V112H32ZM42 110H41V112H39V113H43V112H45L44 110H43V112H42ZM60 110V109H59ZM58 110V111H59ZM61 110H63V109H61ZM65 110V112H66V114H67V111ZM68 110H70L71 111V108H69ZM73 110V111H74ZM37 110H35L33 113H35ZM39 111V110H38ZM72 111V112H73ZM202 112H203V109L201 110ZM204 111L206 112L207 110H205L204 109ZM246 111H248V109L246 110ZM250 111V110H249ZM253 111V110H252ZM258 111V110H257ZM64 112V111H63ZM69 112V111H68ZM105 112V111H104ZM209 112V111H208ZM223 112V113H222ZM37 113V112H36ZM57 113V112H56ZM58 113H60V112H58ZM57 113V114H58ZM74 113H75V111H74ZM79 113V112H78ZM109 113V112H108ZM214 113H215V111H214ZM214 113H210V115L211 116H215V114ZM217 113V112H216ZM229 113H230V115H232L231 117H229L228 115H229ZM248 113V112H247ZM252 113V112H251ZM259 113V112H258ZM45 114V113H44ZM55 114V113H54ZM53 114V115H54ZM65 114V113H64ZM195 114H196V112H195ZM194 114V115H195ZM198 114V113H197ZM207 114V113H206ZM213 114V115H212ZM225 114H224V116H225ZM35 115V114H34ZM59 115V114H58ZM62 115V114H61ZM61 115H59L60 117H61ZM68 115V114H67ZM67 115H65V116H67ZM69 115H71V112H70V114ZM193 115V116H194ZM26 116V117H25ZM30 116H31V114H30ZM33 116V115H32ZM40 116H42V115H40ZM48 116V114L46 115V117ZM72 116H68V118L69 117H72ZM197 116V118H198V120L196 119V123L199 125V126H202L201 124L203 123L202 121L204 120V119H202L200 116H198V115H196ZM207 116V115H206ZM224 116H222V119H223V117ZM260 116H261V114H260ZM262 116H263V113H262ZM34 117V116H33ZM46 117H44L43 119H45ZM49 118L50 117H52V116H48ZM54 117V116H53ZM56 117V119H57V116H55ZM54 117V118H55ZM60 117L58 118V119H60ZM254 117V116H253ZM264 117V116H263ZM31 118V117H30ZM53 118V119H54ZM65 118V117H64ZM101 118H103V116L101 117ZM196 118V117H195ZM215 118V117H214ZM225 118V117H224ZM230 118V119H229ZM258 118V117H257ZM256 117H255V119H257ZM103 119H105V118H103ZM205 119H206V117H205ZM209 119V118H208ZM222 119H220L221 121H222ZM253 119V118H252ZM16 120V121H17ZM25 120V119H24ZM24 120H22V121H24ZM27 120V119H26ZM25 120V121H26ZM30 120V119H29ZM35 121H36V119H34ZM38 120V119H37ZM40 120H41V118H40ZM47 120H49L48 118H47ZM55 120V119H54ZM71 120V119H70ZM113 120V119H112ZM115 120V119H114ZM210 120L212 121L213 119H211L210 118ZM215 120H219L218 118L217 119H214V122H215ZM227 120V121H228ZM264 120V119H263ZM28 121V120H27ZM33 121V120H32ZM39 121V120H38ZM37 121V122H38ZM50 122H52V120L50 119L49 120ZM216 121V124L219 122H217ZM221 121L219 122L220 124H221ZM225 121V120H224ZM227 121H226V124L224 125V126H228L229 125V122H228V125H227ZM252 121V120H251ZM18 122H15V123H18ZM29 122H31V121H29ZM29 122H26V125H29L30 123ZM41 122V121H40ZM39 122V123H40ZM115 122V121H114ZM257 122V121H256ZM261 122H263L262 120H261ZM7 123H9L10 125H13L14 127H16V128H14V130L15 129H19V131H13V129L11 130V129H8L7 128ZM18 123V124H19ZM25 123V122H24ZM28 123V124H27ZM36 123V122H35ZM112 123H113V121H112ZM111 123V124H112ZM205 123V122H204ZM222 123H223V121H222ZM41 125L43 124L42 122L40 123ZM46 124V123H45ZM213 124V123H212ZM211 124V126H214V124L212 125ZM224 124V123H223ZM231 124V123H230ZM242 124V125H241ZM250 124H253V123H250ZM22 124L20 123V126H21ZM23 125H25V124H23ZM32 125V124H31ZM35 125V124H34ZM204 125V124H203ZM208 125H210V124H208ZM255 125H256V123H255ZM260 125H264V124H260ZM12 126V127H13ZM36 126H37V123H36ZM38 126L40 127V125L38 124ZM49 126V125H48ZM55 127H56V125H54ZM81 126V127H80ZM102 126H104V123H103V125ZM215 126H219V124H217V125H215ZM229 126H231V125H229ZM32 127V126H31ZM30 127V128H31ZM105 127V126H104ZM220 127V126H219ZM218 127V128H219ZM248 127H249V125H248ZM253 127V126H252ZM6 128H7V130H6ZM23 128H24V126H23ZM26 128V127H25ZM24 128V129H25ZM27 128H29L28 126H27ZM54 128V127H53ZM57 128H59V127H56V128H54V129H56V131L58 132V129ZM203 128V127H202ZM218 128L217 129H215V131L217 130L218 131ZM231 128V127H230ZM232 128V129H233ZM234 128V129H235ZM240 128V127H239ZM53 129V131L55 132V130ZM83 129V130H84ZM198 129V128H197ZM209 129H211V128H209ZM222 129H224L223 128V125L221 124V129H219L220 131H222L221 133L223 134V130ZM227 129H229L228 127H227ZM243 129V128H242ZM250 129H252V128H250ZM263 129H264V127H263ZM65 130L63 131L64 133H66L65 132ZM110 130V129H109ZM225 131H224V133H226L227 131H226V128L224 129ZM236 130H234L235 132H236ZM239 130V129H238ZM241 130V129H240ZM254 130V129H253ZM258 130V129H257ZM257 130L255 131V132H257ZM261 130V129H260ZM260 130H258V131H260ZM50 131H52V129L50 130ZM59 131H61V130H59ZM219 131V132H220ZM229 131H232V130H229ZM228 131V132H229ZM246 131V130H245ZM54 132H51V133H53V134H55ZM56 132V133H57ZM78 132H80V134H78ZM97 132H100V133H97ZM106 132V131H105ZM107 132H109V131H107ZM235 132H233V134H234V136H236L237 135V133L235 134ZM251 132H253V131H251ZM262 130H261V132H260V134L262 135V137H260V135H258L257 134V136H259L260 138H258L259 140H261L262 141V146H264V137H263V134H262ZM221 133H220V135H221ZM241 134H243L242 133V131L240 132ZM249 133V132H248ZM258 133V132H257ZM38 134H40V135H38ZM52 134V135H53ZM60 134L62 135V133L60 132ZM254 134V133H253ZM252 133H251V135L250 136H252L253 135ZM61 135H58V137L56 136V134H55V136L57 137V138H59V136H61ZM104 135V134H103ZM219 135V133L217 134V136ZM219 135V136H220ZM229 134H225V135H222V137L220 136V138L221 139H224L223 140V147L224 148H227L226 146H228V153L226 152V149H224L225 151H222V152H226V153H222V154H220L219 152H218V154L217 155H225V156H223L224 158H226V159H228V160H231V163L233 162V160H235L236 159V163H234V165H230V161H229V165L230 166H232V171L230 172V170H228L229 168H231V167H228L229 165H227L226 163V165H227V167H225L226 168V171H223V173H225V172H227V170H228V172H229V175L227 176V178H226V180H227V183L229 182L230 183V185L232 184V187H233V185H234V187L235 188H237L239 191H240V194H241V192L242 193H246L247 192V190H245L246 188H249V187H246V183H248L249 182V180H251L250 179V177H249V174H250V170H254L256 167H253L254 165H250V164H254V162H256V160L254 161V159L255 158H252L251 160L252 161H250L249 163H247V161H248V159L246 158V157H248L247 155H246V159H247V161H245L244 159H243V157H244V155H243V157H241L239 154H241L242 153V151L244 150V149H247V150H254L253 152H255V153H260V151H262V147L260 148V146L258 145V144H256V140H254L255 139V136H254V139H251V138H245L244 136H242L243 138H241V139H243L242 141H240V137H235V138H233L232 136H228ZM238 135H239V132H238ZM247 135V134H246ZM65 134H64V139L63 140H65ZM138 136V135H137ZM216 136V137H217ZM219 136L217 137L218 139H220L219 138ZM228 136V137H227ZM240 136V135H239ZM103 137V136H102ZM139 137H140V135H139ZM100 138V137H99ZM98 138V139H99ZM39 139H41V138H39ZM38 139V141H40ZM98 139H96V140H98ZM129 139V138H128ZM215 139V138H214ZM48 140V139H47ZM62 140V139H61ZM60 140V141H61ZM37 141V142H38ZM51 141H48L49 143L51 142ZM59 141V142H60ZM101 142H99V140L97 141L99 144H101L103 141L102 140H100ZM137 141V140H136ZM219 141V140H218ZM46 142V141H45ZM130 142H131V140H130ZM259 142V144H260V141H258ZM47 143V142H46ZM64 143H65V141H64ZM67 143L69 144V140L67 141ZM97 143V144H98ZM103 143H105V142H103ZM219 143V142H218ZM33 144V145H32ZM42 144V143H41ZM53 144V145H52ZM59 144H61V143H59ZM67 144V145H68ZM137 144H139V143H137ZM226 144V146H224ZM70 145H69V148H70ZM135 145H136V143H135ZM97 146H100V145H97ZM122 146H123V149H122ZM129 146H130V144H129ZM56 147V148H55ZM95 147V148H94ZM219 147H220V145H219ZM28 148H32V149H30V152L28 153V152H25V150L26 149H28ZM221 149H222V147H220ZM72 149V148H71ZM126 149H128V148H126ZM216 149H218L217 147H216ZM221 149H220V152H221ZM39 150H41V151H39ZM219 150V149H218ZM27 151H29V149L27 150ZM74 151V150H73ZM121 151L123 152V153H121ZM130 151V150H129ZM128 151V152H129ZM249 151V152H250ZM248 152V151H247ZM130 153H131V151H130ZM97 155L98 154V156H94V155ZM102 154V155H101ZM105 154V155H104ZM227 154H229V156L227 155ZM254 153H252V155H253ZM22 155H24L25 157H26V155H27V157L26 158H22ZM211 155H212V153H211ZM215 155V154H214ZM183 156V155H182ZM263 156V155H262ZM133 157V156H132ZM185 157V156H184ZM212 157H214V156H212ZM222 157V158H223ZM254 157H256L255 155H254ZM22 158V159H21ZM186 158V157H185ZM215 158V157H214ZM217 158V157H216ZM219 158V157H218ZM240 158H242L243 159V161H241V159ZM258 158V157H257ZM14 159V160H13ZM25 159V160H24ZM134 159V160H133ZM211 159V158H210ZM210 159H209V161H210ZM220 160H222L221 158H219ZM74 160L78 163L79 161L78 160H81L78 164H81V166L80 165H78V168H80V169H78V170H81L80 171V174H79V176L77 175V173H75L77 176V178L75 177V175L73 174V171H75L74 170V167L76 168V166H74V167H72L71 168V163L72 162H74ZM213 160V159H212ZM216 160V159H215ZM220 160H217V162H216V166H214V164H212V166H214V168L216 167H218V162H220ZM258 160V159H257ZM17 161V160H16ZM132 161H134V162H132ZM139 161V160H138ZM143 161V160H142ZM214 161V160H213ZM224 161V160H223ZM226 161V160H225ZM10 162V163H9ZM21 162H20V164H21ZM144 163H145V161H143ZM75 163V162H74ZM74 163H72V164H74ZM222 163H224V162H221L220 163V165L222 164ZM247 163V164H246ZM19 164V163H18ZM138 164H139V162H138ZM151 164V163H150ZM154 164V163H153ZM211 164V163H210ZM256 164H258V162H256ZM13 165V164H12ZM262 165V164H261ZM132 165H130V167H131ZM132 166V167H133ZM136 166H138L137 165V162H136ZM136 166H135V168H136ZM140 166V165H139ZM149 166V165H148ZM155 164H154V168H155ZM158 166V165H157ZM256 166V165H255ZM258 166H260V165H258ZM16 167V166H15ZM14 167V168H15ZM151 167V166H150ZM211 167V166H210ZM220 167V166H219ZM218 167V168H219ZM222 167V166H221ZM222 168V169H225V168ZM251 167H253L254 169H252ZM261 167V166H260ZM263 167V166H262ZM261 167V168H262ZM13 168V167H12ZM215 168V169H216ZM228 168V169H227ZM260 168V169H261ZM144 169V168H143ZM157 169V168H156ZM214 169V170H215ZM248 170V169H250L249 170V173L247 172V171H245V170ZM133 170H134V168H133ZM256 171H257V169H255ZM254 170V171H255ZM157 171V170H156ZM184 171H186L185 173L187 174V170H184ZM217 171H220L219 169L218 170H216V172ZM222 171V170H221ZM220 171V172H221ZM262 173L264 172V168L263 169H261L260 170ZM228 172L226 173V174H228ZM247 172V173H246ZM260 172V173H261ZM2 173V174H1ZM189 173V172H188ZM222 173V174H223ZM259 173V174H260ZM134 174V173H133ZM220 174V173H219ZM264 174V173H263ZM47 175L49 176V178L47 179L46 177H47ZM194 175V174H193ZM200 175V174H199ZM252 175V174H251ZM254 175V174H253ZM74 176V177H73ZM132 176V175H131ZM221 176H223V175H221ZM226 176V175H225ZM256 176V175H255ZM262 176V175H261ZM261 176H259V177H261ZM56 177H57V175H56ZM195 177H196V175H195ZM29 178V177H28ZM192 178V177H191ZM197 178V177H196ZM195 178V179H196ZM203 178V177H202ZM202 178H201V180H202ZM224 178V179H225ZM251 178H253V177H251ZM256 178V180H257V177H255ZM263 178V177H262ZM41 179H43V180H41ZM57 179V178H56ZM183 179H185V177H183ZM188 179V178H187ZM200 178H198V179H196V182H197V180H199ZM46 180V181H45ZM70 180V181H71ZM190 180V179H189ZM193 180L194 179H192V181H190V182H193ZM205 180V179H204ZM253 180V179H252ZM259 180V179H258ZM29 181H31V179H29ZM49 181V180H48ZM69 181V180H68ZM248 181V182H247ZM262 181V180H261ZM34 181H32V183H33ZM46 182V183H45ZM65 180H64V185H62V186H65ZM73 182V181H72ZM71 182V183H72ZM195 182V181H194ZM199 182H201V181H198V183ZM262 182H264V181H262ZM30 183V182H29ZM31 183V184H32ZM35 183V182H34ZM71 183H70V185H71ZM133 183V182H132ZM197 183V184H198ZM202 183L203 182H201V185L200 186H202ZM249 183H252V181L251 182H249ZM27 184V183H26ZM60 184V183H59ZM62 184V183H61ZM188 184H190L189 183V181H188ZM193 184V186H195L196 185V187H197V184H195V183H192ZM195 184V185H194ZM200 184V183H199ZM204 184V183H203ZM206 184H208V183H206ZM219 184V183H218ZM69 185V184H68ZM68 185H66V186H68ZM186 185V184H185ZM184 185V186H185ZM260 185V184H259ZM12 186V185H11ZM10 186V187H11ZM19 186V185H18ZM27 186V185H26ZM33 186H34V184H33ZM64 187V188H67V187ZM191 186V185H190ZM190 186H189V188H190ZM192 186V187H193ZM206 185H204V189L203 188H199V189H202V190H206L205 187ZM209 185H207V187H208ZM210 186H211V184H210ZM254 186V185H253ZM13 187V186H12ZM12 187H11V189H12ZM44 187V186H43ZM42 186H40V189H42L43 188ZM46 188H50V187H48V185L47 186H45ZM68 187H70V186H68ZM131 187V186H130ZM183 187V186H182ZM181 187V188H182ZM191 187V188H192ZM199 187V186H198ZM197 187V188H198ZM230 187V186H229ZM246 187V188H245ZM263 187V186H262ZM261 187V188H262ZM23 188V187H22ZM26 188V187H25ZM29 188V187H28ZM30 188H33V187H30ZM37 189H38V187H36ZM35 188V189H36ZM60 189L62 188V187H59ZM58 188V189H59ZM64 188H62V190L64 189ZM71 188V187H70ZM188 188V189H189ZM5 189H6V191H5ZM14 189V188H13ZM16 189V188H15ZM51 189V190H50ZM50 189H47V190H49L50 192V194H51V191L53 190V188H50ZM85 189V190H84ZM210 189H211V187H210ZM210 189L208 190V192L210 191ZM224 189H225V187H224ZM249 189H251V188H249ZM249 189H248V191H249ZM256 189H257V187H256ZM43 190V189H42ZM41 190V191H42ZM69 189H67V191H68ZM89 190V189H88ZM206 190V191H207ZM213 190H214V188H213ZM213 190H212V192H213ZM216 190V189H215ZM214 190V191H215ZM254 190V189H253ZM252 190V191H253ZM259 190H261V189H259ZM263 190V189H262ZM14 191H16V190H14ZM26 191V190H25ZM44 191H45V188H44ZM54 191V190H53ZM53 191H52V193H53ZM129 191V190H128ZM128 191H126V192H128ZM206 191H204V192H206ZM256 191V190H255ZM264 191V190H263ZM263 191H261V195H262V193H264ZM12 192V191H11ZM29 192V191H28ZM54 192H57V191H54ZM70 191H68V193H69ZM181 191H179L178 192V195L179 194H182V192H183V190H182V192L180 193ZM194 192V191H193ZM235 192H237V191H235ZM12 193H14V192H12ZM30 193V192H29ZM46 194H47V191L45 192ZM125 193V192H124ZM194 193H196V191L194 192ZM198 193H199V190L197 191V194H196V199H197V195H198ZM200 193H201V190H200ZM203 193V192H202ZM201 193V194H202ZM210 193H211V191H210ZM214 193H216V192H214ZM219 193V192H218ZM238 193V192H237ZM250 193V192H249ZM16 194V193H15ZM14 194V195H15ZM17 194H18V191H17ZM40 194V193H39ZM46 194H45V196H46ZM54 194H56V193H54ZM183 194H185V193H183ZM220 194V193H219ZM219 194H217L218 196H220ZM239 194V193H238ZM252 194H255V193H253L252 192ZM258 193H256V195H257ZM260 194V193H259ZM20 195V194H19ZM24 195V194H23ZM42 195V194H41ZM70 195V196H71ZM190 195H191V192H190ZM189 195V197L190 198H192L191 196ZM194 195V194H193ZM200 195V194H199ZM207 195V194H206ZM209 193H208V198H210L209 197ZM211 195H212V193H211ZM243 195H245V194H241V196H242V198H243ZM246 195H248V193H246ZM18 196V195H17ZM56 196V195H55ZM81 196V195H80ZM80 196H77V197H80ZM83 196L82 197H80L79 199H81L82 200V198H83ZM182 196V195H181ZM201 196H203V194L201 195ZM213 196V198L211 197V199H213V204L212 205H214V203H215V201H214V199H215V197H214V195H212ZM215 196H216V194H215ZM218 196H216V197H218ZM236 196V195H235ZM237 196H239V195H237ZM249 196V195H248ZM41 197V196H40ZM43 197V196H42ZM52 197H54V196H51V198H48L47 200H46V202L50 199H52ZM56 197H59L58 195L56 196ZM55 197V198H56ZM76 197V198H77ZM90 197V196H89ZM179 197H180V195H179ZM183 197H185L186 198V195L185 196H183ZM183 197L181 198L182 200H184L183 199ZM199 197V196H198ZM204 197H206V196H204ZM246 197V196H245ZM249 197H253V198H255L253 195L252 196H249ZM259 197V196H258ZM10 198V199H9ZM38 198H39V195H38ZM61 198V197H60ZM207 198V197H206ZM222 198V197H221ZM252 198V199H253ZM257 198V197H256ZM12 199H14V198H12ZM58 200H57V202L59 201V198H57ZM193 199V198H192ZM217 199V198H216ZM220 198H218L217 200H216V203L218 202H220L221 203V201L219 200ZM226 199V198H225ZM224 199V200H225ZM244 199V198H243ZM247 199V198H246ZM252 199H250V200H252ZM22 200V199H21ZM44 200V199H43ZM43 200H39V201H43ZM49 200V201H50ZM56 200V199H55ZM62 200V199H61ZM86 201H87V199H85ZM186 200V199H185ZM184 200V201H185ZM190 200V199H189ZM206 199H204V201H205ZM223 200V201H224ZM230 200V199H229ZM238 200H241V198L240 199H238ZM250 200H248V201H250ZM39 201H38V203H39ZM47 202V203H50V202ZM52 201V203H54L53 201H54V199L53 200H51ZM111 201H113V200H111ZM181 200H179V202H180ZM194 201H196L195 200V197H194ZM207 201V200H206ZM212 202V200H209V202ZM226 201V200H225ZM247 201V200H246ZM248 201H247V203L246 204H248ZM44 202V201H43ZM88 202V201H87ZM187 202V200L184 202V203H186ZM239 202V201H238ZM240 202H242V201H240ZM41 203V202H40ZM56 203V202H55ZM54 203V204H55ZM208 203V202H207ZM252 203H254V202H252ZM264 203V202H263ZM1 204V203H0ZM15 204H17V203H15ZM58 204V203H57ZM63 204H64V202H63ZM179 204V203H178ZM177 203H176V205H178ZM186 204H188V207H190V205H191V200H190V203L189 202H187ZM190 204V205H189ZM194 204V203H193ZM192 204V205H193ZM223 204V206H224V203H222ZM237 204V203H236ZM258 204H260V203H258ZM44 205V204H43ZM48 206H50V205H52V204H47ZM83 205L85 206L86 204H84L83 203ZM88 205V204H87ZM86 205V206H87ZM183 205H185V204H183ZM182 205V206H183ZM208 205V204H207ZM210 205V204H209ZM216 205V204H215ZM217 205H219V204H217ZM216 205V206H217ZM226 205V204H225ZM229 205H230V203H229ZM238 205V204H237ZM244 205V204H243ZM255 205V204H254ZM261 205V204H260ZM260 205H258V206H260ZM16 206V205H15ZM86 206H85V208H86ZM205 206V205H204ZM220 206V205H219ZM233 206V204H231V206L230 207H228L229 209H228V212L226 211L225 212V210H227V209H225V210H223L225 213H226V215H224L222 212V215H224L225 217H227L230 221H232L234 224H235V226L234 227H236V228H239L238 229V236H239V239H238V241H237V244H236V246H235V248L236 249H238L237 251H236V254L237 255H239L238 256V258L234 255V253L235 252H233V254L232 253H230V250L228 251L227 249H225V247H224V245H223V249L224 250H227L230 254L229 255H231V257H233L234 258V262H231L230 260V262L232 263V264H264V234H263V232L261 231V230H255V228H254V224L256 223V222H253L252 220H250L249 218H247V215L246 214H244V212H242V211H240V209H238V208H234V207H232ZM248 206V205H247ZM251 206V205H250ZM252 206H253V204H252ZM257 206V205H256ZM45 207V206H44ZM47 207V206H46ZM45 207V208H46ZM55 208H59L60 210H62L63 209V207H61L60 208V205L58 204V206H54ZM65 207V206H64ZM67 207H69V205L67 206ZM174 207H175V204H174ZM181 206L179 205V208H180ZM186 207V206H185ZM191 207H193V206H191ZM205 207H207V210H208V207H210V206H205ZM212 207H214V206H212ZM224 207H227V206H224ZM66 208V207H65ZM88 209L90 208V207H87ZM172 208V207H171ZM176 208V207H175ZM193 208H195V207H193ZM192 208V210L194 211V212H196L194 209ZM240 208H242V207H240ZM9 209V208H8ZM11 209V210H12ZM30 209V208H29ZM35 209H36V207H35ZM97 209V208H96ZM95 209V210H96ZM164 210H166L165 208H163ZM189 210V208H186V210ZM203 209H204V207H203ZM210 209V208H209ZM243 210H244V208H242ZM247 209V208H246ZM250 208H248V210H249ZM252 209H253V211L254 212H256L257 211V213H259L260 212V210H259V212H258V210H254V208L252 207ZM255 209H256V207H255ZM264 209V207L262 208V210ZM1 210V209H0ZM18 210V211H17ZM17 210H14L13 209V211H15L16 213L18 212V213H21V214H16V213H14L13 215H16V217L18 218V215H19V219H20V221L23 219V218H26V217H23L22 218V216L25 214V213H23V215H22V212L20 211V209L19 208H17ZM34 210V209H33ZM40 210H42V209H40ZM39 210V211H40ZM50 210V209H49ZM51 210H53V211H55L52 207H51ZM57 211V213H58V209H56ZM102 210V211H101ZM167 210H170V208L168 209L167 208ZM172 211H169L170 213L171 212H174V214H175V212L177 211H173V209H171ZM175 210V209H174ZM181 210V209H180ZM184 210V209H183ZM182 210V211H183ZM191 210V209H190ZM192 210H191V212H192ZM197 210V209H196ZM261 210V211H262ZM10 211V210H9ZM48 211V210H47ZM85 212H86V214L90 211V209L88 210V212H87V210H84ZM83 211V213L85 214V212ZM145 211V210H144ZM147 211V210H146ZM150 211H152V209H150ZM182 211H180V212H182ZM209 211V210H208ZM245 211V210H244ZM251 211V210H250ZM4 212H8L7 210L6 211H4ZM24 212V211H23ZM28 212V211H27ZM42 212H44L43 210H42ZM61 212H63L64 214H66L65 212H64V210L63 211H60L59 213H61ZM79 212H82V211H79ZM152 212H154V211H152ZM152 212H150V213H152ZM155 212H157L156 210H155ZM155 212H154V215H158V213H156L155 214ZM158 212H159V210H158ZM162 212L164 213V211L162 210ZM162 212L160 211V213H159V215L160 214H162ZM247 212V211H246ZM263 212H264V210H263ZM13 213V212H12ZM30 213V212H29ZM41 213V212H40ZM58 213V214H59ZM73 213V212H72ZM78 212H76V214H77ZM169 213V214H170ZM177 214H179L180 215V213L177 211L176 212ZM189 213V212H188ZM193 213V212H192ZM213 213V212H212ZM221 213H219V214H221ZM228 213V214H227ZM251 213V212H250ZM256 213V214H257ZM261 213V212H260ZM51 214H55V212L54 213H51ZM71 214V213H70ZM75 214V215H76ZM164 214H167V213H164ZM164 214H162L161 216H163ZM174 214H172V215H174ZM183 214H184V212H182V216H183ZM195 214V213H194ZM201 214V213H200ZM203 214V213H202ZM214 214V213H213ZM218 214V213H217ZM218 214V215H219ZM264 214V213H263ZM262 213L260 214V215H263ZM2 215V214H1ZM10 215H12L11 214V212H10ZM10 215H9V218L8 219H6L7 220V222H8V220L10 219ZM12 215V216H13ZM29 215V214H28ZM33 215V214H32ZM46 215V214H45ZM53 215H48V216H51V218L53 217ZM78 215H79V213H78ZM81 215V214H80ZM88 215H89V213H88ZM151 215H153V214H151ZM153 215V216H154ZM171 214H170V216H172ZM187 215H190V214H187ZM258 215V214H257ZM30 216V215H29ZM44 216V215H43ZM62 216H63V214H62ZM69 216V215H68ZM68 216H66V215H64L63 217H66V220L68 219V218H70V222L69 221H67V222H69V223H71V224H73V223H75V219L74 218H76V219H78V218H81L82 219V217L80 216H78V218L75 216L72 220L74 221H72L71 222V217H68ZM70 216H72V214L70 215ZM73 216H74V213H73ZM133 216V217H132ZM169 216V217H170ZM182 216H179V217H182ZM195 216V215H194ZM203 216V215H202ZM220 216V215H219ZM224 216H223V219H225L224 218ZM249 216H252L251 214L249 215ZM248 216V217H249ZM1 217V216H0ZM55 217V216H54ZM155 217V216H154ZM163 217H165V216H163ZM176 217V216H175ZM184 217V216H183ZM196 217V216H195ZM259 217V216H258ZM11 218H13V217H11ZM22 218V219H21ZM33 218L34 217H32V220L31 221H34L33 220ZM39 218H40V216H39ZM43 218V217H42ZM41 218V219H42ZM48 218V217H47ZM174 218V217H173ZM177 218V217H176ZM187 218V217H186ZM198 218V217H197ZM203 218V217H202ZM201 218V219H202ZM226 218V221L228 220ZM252 218V217H251ZM264 218V217H263ZM2 219H4L3 217H2ZM1 219V220H2ZM31 219V218H30ZM29 219V220H30ZM36 219V218H35ZM41 219H39V220H41ZM46 219V218H45ZM57 219H59L58 217H57ZM137 219V218H136ZM154 219V218H153ZM179 219V218H178ZM196 219V218H195ZM199 219V218H198ZM5 220V221H6ZM44 219H42V221H43ZM53 220H56V219H52V220H50V218L49 219H46V221H44L45 223H41L40 225H38V226H36V227H39V232L37 231V234L35 235V240H31L30 238H28L29 240H26V242L23 240V237L22 236H20V237H22V240H20V239H18L20 242V245L19 246H17V248H15V249H13V252H9V250H8V253H6V255L5 256H3L4 257V260H6L4 263L2 262V260H0L3 264H17V263H15L16 261V259L18 258V260H19V257H17V255H15L17 258L14 260V254H16V252L17 251H22V255L23 256H25L24 258H27L29 255H30V252H33L34 250V248H33V244H38V245H43V249H42V252H43V255H45L47 258H49L50 260H53L56 264H70L71 262L69 261V259L67 258V259H65L64 257H62V255L61 254H63V253H61V252H58L57 251V243L58 242H60V240L58 241V240H56V237L55 238H53V234H52V231H53V233L54 234H56V236L58 235V233L59 232H57L56 230H55V226L57 225L56 224V222H54ZM152 220V219H151ZM175 220V219H174ZM179 220H181V218L179 219ZM184 220H185V217H184ZM187 220V219H186ZM197 220V219H196ZM264 220V219H263ZM262 220V221H263ZM15 221H16V219H15ZM59 221H60V219H59ZM80 221V220H79ZM173 221V220H172ZM226 221H224V222H226ZM1 222H3V221H1ZM0 222V223H1ZM27 222H29V221H27L26 220V223ZM37 222H38V220H37ZM182 222H183V220H182ZM261 222V221H260ZM22 223V222H21ZM25 223V224H26ZM33 223V222H32ZM86 223H88V222H86ZM145 223V222H144ZM160 223H158V224H160ZM174 223V222H173ZM184 223V222H183ZM187 223V222H186ZM185 223V224H186ZM227 223V222H226ZM228 223H230V222H228ZM233 223L230 225V227L231 226H233ZM258 223V222H257ZM7 224V223H6ZM24 224V223H23ZM24 224V225H25ZM31 224V223H30ZM38 224H39V222H38ZM66 224V223H65ZM68 224V223H67ZM76 224V223H75ZM170 224H172V223H170ZM169 224V225H170ZM261 224V223H260ZM1 225V224H0ZM32 225V224H31ZM48 225V227H49V229H48V227H46ZM59 225V224H58ZM76 225H78V227H79V233H80V230H84V228L83 227H85L86 225L85 224H82L81 223V225H84V226H82L81 228L82 229H80V223L78 224V222H77V224ZM175 225V224H174ZM180 226H181V224H179ZM179 225H176L175 226V229H176V227L177 226H179ZM256 225V224H255ZM258 225V224H257ZM4 226V225H3ZM3 226H1V227H3ZM13 226V225H12ZM26 226L27 227H29V225H27L26 224ZM50 226L52 227V228H50ZM66 226H69V225H66ZM73 226V225H72ZM75 226V225H74ZM88 226V225H87ZM158 226V228H159V225H157ZM173 226V224L171 225V227ZM179 226V227H180ZM182 226H184V225H182ZM261 226V225H260ZM77 227V226H76ZM174 227V226H173ZM185 227V226H184ZM184 227H182L181 228V230L184 228ZM229 227V226H228ZM10 228V227H9ZM8 228V229H9ZM25 228V227H24ZM35 228V227H34ZM74 228V227H73ZM154 228H157L156 226L154 227ZM157 228V229H158ZM3 229V228H2ZM12 229V228H11ZM23 229V228H22ZM27 229V228H26ZM51 229V230H50ZM170 229V228H169ZM175 229H173V231L175 230ZM37 230H38V228H37ZM72 230V229H71ZM70 230V231H71ZM75 230H76V228H75ZM94 229H92V231H90V233L88 232V234L90 235L91 234V232H94L93 231ZM237 230V229H236ZM235 230V231H236ZM8 231V230H7ZM13 231V230H12ZM51 231V232H50ZM86 231V230H85ZM85 231H83V232H85ZM148 231V230H147ZM158 231V230H157ZM172 230H171V232H173ZM175 231H179V228H178V230H175ZM174 231V233H176ZM23 232V231H22ZM76 232V231H75ZM166 233V236H165V233ZM182 232V231H181ZM223 232V231H222ZM221 232V233H222ZM8 233H11V232H8ZM13 233V232H12ZM19 233H21V232H19ZM77 233V232H76ZM75 233V234H76ZM81 233H82V231H81ZM80 233V234H81ZM95 233V232H94ZM93 233V234H94ZM95 233V234H96ZM178 233V232H177ZM185 233H186V231H185ZM187 233H188V231H187ZM186 233V234H187ZM195 233V232H194ZM194 233H192V237H194ZM233 233V232H232ZM69 234V233H68ZM67 234V235H68ZM78 234V233H77ZM80 234H78L79 236H80ZM154 234V235H153ZM181 234V233H180ZM189 235L191 234V233H188ZM196 234V233H195ZM231 234V233H230ZM11 235V234H10ZM20 235V234H19ZM77 235V236H78ZM82 235V234H81ZM172 235H174V234H172ZM179 235V234H178ZM185 235V234H184ZM217 235V234H216ZM221 235V234H220ZM61 236V235H60ZM70 236H71V234H70ZM88 235H86V238H88L87 237ZM93 236V237H92ZM166 237V239L167 238H169V240L166 242L167 244H166V246H163L162 247V245H158L159 247L157 248V243L160 241L159 239V241L157 242V243H155V240L157 239V238H162L163 239V237ZM183 236V235H182ZM182 236H180L179 238H182ZM209 236V235H208ZM207 236V237H208ZM229 236V235H228ZM230 236H232V234L230 235ZM59 237V236H58ZM63 237V236H62ZM73 237V236H72ZM81 237H83V236H81ZM164 237V238H165ZM176 237H178L177 235H176ZM187 237H188V235H187ZM186 236H184V238H187ZM190 237L191 236H189V239L188 240H190ZM191 237V238H192ZM206 237V238H207ZM233 237V236H232ZM236 237V236H235ZM10 238H12V236L10 237ZM15 238L16 237H14V240H15ZM26 238V237H25ZM26 238V239H27ZM61 238V237H60ZM68 238V239H67ZM66 238V243H65V240L63 239L62 241H64L63 243H65V244H68L69 242V237H67ZM77 238V237H76ZM85 238V237H84ZM85 238V239H86ZM201 238V237H200ZM204 238V237H203ZM210 238H211V236H210ZM221 239H222V237H220ZM219 238V239H220ZM224 238V237H223ZM237 238V237H236ZM235 238V239H236ZM13 239V238H12ZM11 239V240H12ZM91 239V240H92ZM171 239V240H170ZM186 239V240H187ZM208 239V238H207ZM220 239V240H221ZM227 239V238H226ZM229 239V238H228ZM68 240V241H67ZM78 240V239H77ZM79 240H80V238H79ZM90 240V246H91V244L92 245H94V247L96 246V244L98 243V241H96L95 242V244H93L94 242L93 241H91ZM174 240V239H173ZM178 240V242H179V239H177L176 238V241ZM192 240H193V238H192ZM6 241V240H5ZM16 241H17V239H16ZM165 240H163L162 242H164ZM171 241V243H169ZM194 241V240H193ZM206 241V240H205ZM208 241V240H207ZM206 241V242H207ZM219 241V240H218ZM217 241V242H218ZM234 241V240H233ZM68 242V243H67ZM70 242H73V241H71V239H70ZM92 242V243H91ZM143 242V243H142ZM162 242H161V244H162ZM178 242L177 243H175V244H178ZM184 242V241H183ZM200 242H201V240H200ZM220 242V241H219ZM222 242L224 243L225 241H223V239H222ZM226 242H228V241H226ZM18 243V244H19ZM49 243V244H48ZM80 243V242H79ZM78 243V244H79ZM202 243V242H201ZM231 243V242H230ZM3 244V243H2ZM2 244H0L1 246H2ZM62 244V242L60 243V245ZM72 244V243H71ZM73 244H74V242H73ZM84 244H86V241H85V243ZM104 244H105V246H104ZM218 245H220L219 243H217ZM227 244V243H226ZM37 245V246H38ZM47 245H49V246H47ZM64 245V244H63ZM69 245H70V243H69ZM89 245L87 246V248L90 250L91 248H89ZM164 245V244H163ZM216 245V244H215ZM214 245V246H215ZM1 246H0V249H2L1 248ZM4 246V245H3ZM65 246V245H64ZM67 246V245H66ZM65 246V247H66ZM98 246H99V244H98ZM97 246V247H98ZM179 246V245H178ZM177 246V247H178ZM230 246V245H229ZM5 247V246H4ZM6 247H8V246H6ZM11 247V246H10ZM60 247V246H59ZM65 247H64V249H65ZM67 247H70V246H67ZM67 247H66V251L67 250H69L70 251V249L72 248L73 249V245H72V247L70 248V249H67ZM78 247V246H77ZM97 247H96V250H98L97 249ZM135 247V246H134ZM134 247H133V249H134ZM220 247H222L221 245H220ZM226 247H228V244L226 245ZM230 247H232L231 249H233L234 247L233 246H230ZM11 248H14L13 246L11 247ZM218 248V247H217ZM39 249L41 250V247H39ZM77 249V248H76ZM75 248H74V250H76ZM88 249H85V250H83V252L85 251V252H87V253H85V255L86 254H88L89 255V253H91L90 251L88 252ZM93 249V248H92ZM131 249V250H130ZM215 249V248H214ZM6 250H7V248H6ZM5 249H4V251H6ZM61 250V249H60ZM63 250V249H62ZM79 250V249H78ZM94 250H95V248H94ZM102 250H104V249H102ZM130 250V251H129ZM216 250V249H215ZM222 252H224L222 249H220ZM220 250L219 251H216V253H219L220 252ZM77 251V250H76ZM76 251H75V253H76ZM99 251V250H98ZM98 251H96V253L98 252ZM195 251H198L197 253H198V256H196L194 253H195ZM232 251V250H231ZM63 252V251H62ZM65 252V251H64ZM73 252V250L72 251H70V254ZM78 252V251H77ZM101 252V253H102ZM202 252V254H199V253H201ZM228 252L226 253V254H228ZM3 253V252H2ZM18 253V252H17ZM39 253V252H38ZM74 253V254H75ZM82 253V251H80V253H78V254H81ZM93 253V252H92ZM95 253V252H94ZM100 253V252H99ZM65 254V253H64ZM215 254V253H214ZM19 255V254H18ZM34 255V254H33ZM33 255H30L31 257L33 256ZM76 255V254H75ZM94 257H96L95 256V254H92ZM91 255V256H92ZM131 255H133V254H131ZM135 255H138V254H134V259H135ZM210 255V254H209ZM211 255H212V253H211ZM0 256H2L1 255V253H0ZM19 256H21V255H19ZM77 256V255H76ZM80 256V255H79ZM78 256V257H79ZM99 256H101V254L99 255ZM103 256H101L102 257V259H103ZM34 257V259H35V256H33ZM32 257V258H33ZM67 257H69V256H67ZM89 257H90V255H89ZM210 257V256H209ZM23 258V259H24ZM29 258V257H28ZM73 258V257H72ZM97 258V257H96ZM100 258V257H99ZM212 258V257H211ZM218 258V257H217ZM227 258H229V256L227 257ZM3 259V258H2ZM34 259H32V260H34ZM42 259H44V258H42ZM79 259L81 260L82 258H81V256L79 257ZM84 259V258H83ZM86 259V258H85ZM136 259H138V257L136 256ZM138 259V260H139ZM206 259V260H205ZM219 259H221L220 258V256H219ZM129 260V259H128ZM138 260H136V264H140V263H137V261ZM211 260V262H213V260L212 259H210ZM209 260V261H210ZM221 260H223V259H221ZM35 261V260H34ZM33 261V262H34ZM44 261L45 262H47V260H45L44 259ZM43 261V262H44ZM83 261V260H82ZM81 261V262H82ZM85 261V260H84ZM83 261V262H84ZM95 261V260H94ZM97 261V260H96ZM101 261V260H100ZM129 261H131V259L129 260ZM142 261V262H141ZM144 261V262H145ZM216 261V260H215ZM224 261V260H223ZM23 262V261H22ZM37 262H38V260H37ZM36 262V263H37ZM41 262H42V260H41ZM42 262V263H43ZM44 262V263H45ZM49 262V261H48ZM53 262V263H54ZM76 262V261H75ZM103 262V261H102ZM154 262V263H153ZM1 263V264H2ZM35 263V264H36ZM41 263V264H42ZM86 262H84V264H85ZM90 262H88V263H86V264H89ZM104 263V262H103ZM106 263H107V261H106ZM109 263V262H108ZM107 263V264H108ZM216 263V262H215ZM218 263V262H217ZM221 263V262H220ZM20 264V263H19ZM22 264H32V262L31 261H27V262H24V263H22ZM34 264V263H33ZM39 264V263H38ZM94 264V263H93ZM102 264V263H101ZM105 264V263H104ZM150 264V263H149ZM212 264H214V262L212 263Z\"/></svg>",
	"mask_w": 264,
	"mask_h": 264
}]
</instances>
